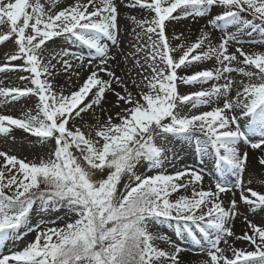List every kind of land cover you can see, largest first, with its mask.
I'll return each instance as SVG.
<instances>
[{
    "label": "snow or ice",
    "instance_id": "1",
    "mask_svg": "<svg viewBox=\"0 0 264 264\" xmlns=\"http://www.w3.org/2000/svg\"><path fill=\"white\" fill-rule=\"evenodd\" d=\"M57 3L0 0V45L16 46L0 64V73L27 72L30 75L20 79L31 85L0 87V104L38 98L36 109L19 117L0 114V135L22 129L38 144L51 145L38 162L0 151V245L35 233L22 250L0 257V264H184L185 248L153 230L173 222L177 236L187 234L206 254L200 264H264V222L258 225L245 217L248 231L239 236L231 226L241 203L253 213H264V176L261 190L254 189L256 176L249 171L252 165L245 150L264 153V51L243 47L264 44V0H75L53 11ZM121 6L154 13L150 19L130 17L141 29L137 40L147 38L129 53L138 79L129 73L117 76L109 67L116 56L105 41L119 44ZM215 9L220 11L213 15ZM188 18H208L197 39L187 43L181 33L170 40L167 23ZM209 28L222 33L219 43L205 30ZM254 34L259 39H243ZM60 36L86 46L89 57L70 48L48 50L47 42ZM233 45L237 47L230 51ZM140 53L143 56L137 58ZM212 60L217 66L179 74ZM57 66L77 76L79 69L92 70L65 95L52 83ZM210 81L214 83L208 88L178 91L179 84L203 86ZM109 92L119 111L94 124H78L82 114L104 111L101 105ZM186 105L215 107L183 114ZM158 137L161 144L156 143ZM169 137L194 142L202 158L214 157L220 177L214 187L204 190L202 170L162 171L176 156L167 146ZM142 161L154 174H137ZM258 165L264 168V155L258 157ZM229 174L234 183L227 181ZM190 185V196L171 199ZM235 190L239 198L226 205L223 197H236ZM60 208L75 217L63 227L34 219L37 213ZM233 240L247 241L253 250L235 248Z\"/></svg>",
    "mask_w": 264,
    "mask_h": 264
},
{
    "label": "rangeland",
    "instance_id": "2",
    "mask_svg": "<svg viewBox=\"0 0 264 264\" xmlns=\"http://www.w3.org/2000/svg\"><path fill=\"white\" fill-rule=\"evenodd\" d=\"M42 3H45L46 6H50L49 0H41ZM75 2V0H58V3L56 7L53 9V11H58L63 7H66L68 5H71ZM86 2V0H85ZM119 2V0H117ZM119 11L121 13L119 17L121 31L119 36V44L118 45H112L111 42L105 41L109 44L110 48V54L116 56L115 61L110 62V67H113L114 71H120L121 77H125L126 73H129L132 78H136V71L132 66V63L130 62L132 60V57L129 55V53H133L136 51L135 45L143 44L144 41H146V37H144V40H137L136 33L141 32L140 28H137L131 21L130 17L135 16L137 19H150L154 13H150L146 9L142 8H129L121 6L119 8ZM220 10L215 9L213 11V15L218 13ZM175 15V14H174ZM246 15V14H245ZM251 18V17H248ZM208 18H198L195 21L191 18L188 19H180L175 20L167 23V34L169 35V38L171 40V37L174 35H180L183 34L184 39L187 43L194 42L197 37L201 34V29H204V26L207 24ZM135 29V32L133 31ZM207 31L212 32L213 36V42L219 43L220 37L222 36V33L219 30H213V29H205ZM235 29L230 28L229 31H234ZM3 32V28H0V33ZM253 38L259 39V36L257 34H254V37H247L244 36L243 39L246 41H250ZM175 42V41H173ZM235 47L237 45H233L232 48H230V51H234ZM245 50L248 51H264V44H254V43H245L243 45ZM61 48H70L71 51L77 52V54H82L85 57H89L90 50L83 45L73 44L70 40L67 39L66 36H60V37H54L52 40L47 42V49L51 51H58ZM16 50V46L11 42H6L2 45H0V64L7 62V56L14 53ZM94 54V50H91ZM143 56V53H140L137 58H141ZM127 57V59L125 58ZM98 59L93 61V64H98ZM76 62V61H73ZM87 62V60H85ZM15 64L22 63L21 61L13 62ZM53 63H56L53 61ZM217 66L215 60L212 61H206V62H200L195 63L193 67L187 69L186 71L181 69L179 70L180 75H188L192 74L196 70H203V69H210ZM57 75L52 78V83L54 87L60 91L62 90L65 95L69 94L72 89L68 88V83L66 81L70 80L71 78V72H64L57 66ZM105 77L107 75L103 73ZM30 74L24 71H9L0 73V87H26L31 86L29 84L28 80H21L20 77H27ZM233 76H236L238 79L240 77L237 76V74H233ZM108 78V77H107ZM245 82H247L245 78ZM214 83L213 81H210L207 84L201 85H184L179 84L178 85V91L181 94H188L192 93L198 90H201V88H208L211 86V84ZM115 86V85H113ZM129 86L132 87L131 83L129 82ZM134 91H136L135 88H133ZM75 91V90H73ZM110 93V92H109ZM108 95V99L110 98ZM111 95L116 98L112 93ZM235 93H233V96ZM111 96V97H112ZM91 99V96L89 97ZM108 99H105V103L101 105V107L104 109L103 112H101L100 108L95 109V113L89 111L87 113L82 114L83 115V122L77 120L78 124L83 125H90L94 124L97 119L104 120L107 115H115L116 112L119 111V108L113 107L115 102L113 104L110 103ZM116 101V99H115ZM87 102V101H86ZM38 105V98L35 96H28L19 98L15 101H11L6 104H0V114H6V115H12L14 117H19L22 115L23 111H27L29 109L35 110ZM211 107H215V105L212 106H200L197 109H192L190 105H186L182 107L183 114H188L191 112H200V111H206L211 110ZM83 130L87 131L88 129L85 127ZM169 144L168 147L174 149L176 154H181V156L190 155L193 160L195 161H201L203 164L202 171L204 173V181L202 187H205V182L207 180V177L210 178L206 174L204 170H209L215 168V162L214 157L212 155H208L207 158L201 157L199 153L195 150V144L193 143H186L182 140H179L178 138L169 137ZM157 144H161V140L158 137ZM51 145L45 147L43 145H40L36 142V138L32 137L30 134L24 132L22 129H13V131L8 135H0V151H4L6 153L16 155L18 158H24L27 160H37L38 157H46V153L48 152ZM245 150L249 152V158H252V155H256L253 153L256 151L257 153H260L259 150H251L250 148L245 147ZM78 155V153H77ZM171 153H169V156L171 157ZM260 156V155H256ZM253 160V159H252ZM0 161H2V158H0ZM180 161V159H170V161H166L165 168L162 171H165L168 174H172L173 172L177 170H182L184 168H190V169H197L192 167V164L188 162V158H184L182 160L183 163L178 164L177 162ZM252 168H254V165L251 163ZM256 165H258V158ZM259 166V165H258ZM256 167V166H255ZM260 167V166H259ZM199 170V169H197ZM137 174H146V175H152L153 172L147 171V162H141L137 165L136 168ZM263 172V171H262ZM264 174V173H262ZM7 175V173H6ZM247 177V175H246ZM245 177V179H247ZM97 178H100V174H97ZM187 179V178H186ZM214 181V183L217 182V180L212 177L210 178ZM227 181L234 183L235 177L230 176L227 177ZM127 183V179L125 178L122 180V184ZM254 189L261 190V187L259 185L256 186L254 183L251 185ZM192 192V186L190 185L187 189H181L177 193H173L171 199L178 198L179 195H191ZM262 219L264 221V213H261ZM74 214L67 208H60L58 210H50L47 212L37 213L34 217L35 220H44L46 222V226H52V227H63L65 222H71L74 219ZM250 220V219H249ZM254 220H252L253 222ZM254 223V222H253ZM261 224L260 222L258 225ZM153 230L158 231L161 234H165L168 237H170L173 241H175L177 244H179L181 247L185 248L184 252H191L196 253L201 256L200 261L207 259L206 254L201 253L199 250H192L193 247L192 241L188 237L183 236L180 239H178L180 236H177L175 234V227L174 222L172 226H169L168 224H158L153 226ZM198 231V230H197ZM35 237V233H29L27 235H22L21 239H15V240H9L5 244L0 245V254L2 255H8L10 252L22 250L23 247H25L28 243L32 242V240ZM177 238V239H176ZM10 245L6 250H2L1 248L4 246ZM161 247H165L164 244H161ZM221 247H225V245L222 243ZM231 255L230 253H228ZM200 264V262L198 263Z\"/></svg>",
    "mask_w": 264,
    "mask_h": 264
},
{
    "label": "bare ground",
    "instance_id": "3",
    "mask_svg": "<svg viewBox=\"0 0 264 264\" xmlns=\"http://www.w3.org/2000/svg\"><path fill=\"white\" fill-rule=\"evenodd\" d=\"M73 63L75 64V63H78V62H73ZM85 63H87V62H85ZM98 63H99V61H98ZM95 65L96 64H93L92 65V68H95ZM92 68L79 69V76H77L75 74V71H70L71 72V78H70V80L66 81L68 83V88L72 89L71 91L76 90L79 87V85H81L83 83L84 79H86L87 75L92 70ZM111 68L113 69V67H111ZM100 75L102 77H104L105 79H108L107 77H105V75L103 73H100ZM116 75L117 76H121L120 71H117L116 72ZM114 87H116V90L117 91H121L120 87H118L116 85ZM107 94L108 93H106V98L105 99H108V95ZM109 96H110V98L108 100L110 101L111 104H113L115 102V99L116 98H114L111 95V92L109 93ZM104 103H105V100L102 102V105ZM253 153H255L256 155H260V156L261 155H264V153H261V152L260 153H257L256 151H254ZM256 155H254V156L252 155V158L250 159L251 163L254 165V168L251 167L249 169V171L254 176H256V179L254 181V184L256 186H258V187L260 185V187H261V179H262V176H264V174H262V173H264V168H261L258 165H256L257 158H258V156H256ZM186 157H188V162L192 164V167L197 168L199 170H202V166L200 165V163L198 161L193 160L191 156H186ZM175 158L176 159H180V161H178V162L176 161L178 164L183 163L182 160L184 158H183V156H181L180 153L179 154H176ZM205 158H207V157H205ZM206 174L208 176L214 177L216 179H219L220 178L219 177V173L217 172L216 169L215 170H211V169L207 170L206 169ZM205 183L206 184H205L204 190H207L210 186L214 187V185H215L214 181L211 180L209 177H207V180H206ZM235 191H236V197H232L231 194H228L227 196H224L223 197L226 205L228 204V202H229V200L231 198H236V199L239 198V192H238V190H235ZM239 207H240V214L237 215L235 217V219L231 222V226L233 227L234 232L236 233V235H238V236L239 235H243L244 232L248 231V225H247V221L245 220V217H247V219L254 220L253 222L256 223V224H258L259 222L260 223L264 222L263 219H262L261 213L260 214L253 213L251 211V209H249L246 205H243L242 203L240 204ZM197 234H198V237H199L200 234L198 233V231H197ZM184 238H185V235H184ZM231 243L233 244V246L235 248H243V249H246V250H253L252 247L249 245V242H247V241L233 240V241H231ZM192 245H193V247H195V245L193 244V242H192ZM9 247H11V246L10 245H7V246L2 247L1 249L2 250H6ZM196 249H198V248L196 247ZM11 253L12 252H10L9 254H11ZM229 253L231 254L230 251H229ZM2 256L3 255L0 254V257H2ZM181 256H182V259L184 261V264H198L200 262V258H201V256L199 254L196 255V253L193 254L190 251L189 252H183L181 254Z\"/></svg>",
    "mask_w": 264,
    "mask_h": 264
}]
</instances>
